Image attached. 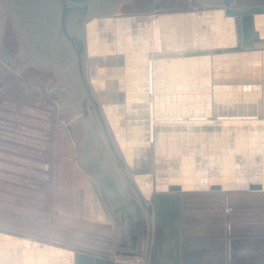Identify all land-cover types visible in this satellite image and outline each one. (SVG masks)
<instances>
[{
  "label": "rangeland",
  "instance_id": "rangeland-1",
  "mask_svg": "<svg viewBox=\"0 0 264 264\" xmlns=\"http://www.w3.org/2000/svg\"><path fill=\"white\" fill-rule=\"evenodd\" d=\"M220 3V0H215V2L206 0H121L116 5L113 14L92 16L86 21L84 32L87 45L86 71L92 84V79L97 75V67L90 64L91 57L88 55V46L90 44V26L97 20L103 22V26L98 28L99 34L106 31L100 39H97V42L104 45L106 49L103 52L100 51L101 54L95 57L101 58L102 62H109L113 57H121L124 62L127 55L141 50L146 52L153 62L154 71H159L161 74L159 77L164 84V92H157L158 95H161L162 101L158 103V107L155 106L152 124L148 122L150 114L147 112L149 109L147 105L155 102L157 94L147 90V67L127 69L121 61L117 63L122 67L124 73L122 74L124 77L119 76L122 79L121 87L109 89L103 97L100 96V90L94 88L103 110L107 106H127L130 99L139 105L147 106L143 107L145 114L141 116L129 117L126 113L127 109H125L123 113L113 114L116 118L114 123L110 124L107 119L119 149L122 148V137L125 147L128 149H145L147 151V154L141 156L139 163L145 162L143 164H148L149 168L137 170L135 164L129 165L133 174H151L154 180L166 181L177 173L178 170L175 167L179 169L181 166L180 162L175 160L171 163V158L180 156L182 159L184 154L190 156L198 154L214 158L213 164L216 165L214 168L211 167L213 172L211 177L217 180L220 178L222 162L229 160L233 162V166L237 170L238 160L242 161V158H245L246 168H241V166L239 168L241 169L240 177L246 182H253V180L250 181V178L256 174L252 171H259L260 162H257L255 158L252 162L251 157L264 159V77L261 76L260 79L259 94L236 93L225 96L221 90L215 88L218 85H215L213 79V61L222 62L228 59L229 68H235L242 75L246 66L239 59L240 56L264 53V49L223 55L213 54L214 50L229 48L233 41L236 46L238 42L235 18L227 16L225 8ZM157 4L159 8L156 7ZM231 4L234 8L264 6V0H231ZM0 8L3 11L9 10L2 3H0ZM3 11H0V27L3 26L5 46L7 47L4 56L9 54L14 59L10 61L17 65L22 61L21 58L34 52L36 47L35 44L31 48L28 46V41L24 38L22 31L23 42L21 41L15 21L11 16L13 12L11 14ZM218 12H222L223 16V25L221 24L220 27L213 21L215 13ZM208 13L211 14L209 15L210 20L205 19L202 22L197 20ZM192 15L197 18L195 35L198 45L196 46L191 44L190 39L193 33L190 20ZM181 16L189 19L183 20L180 18ZM256 16H253L255 24L253 28L261 36L260 30L256 27ZM260 16H264V14ZM132 17L136 18L138 24L143 28L149 27L152 30L156 24L162 28H160L161 33L159 34L161 40L159 48L154 43L150 30L135 29L127 35V37L131 35L130 38L124 40L128 47H126L127 50L118 51L115 46L116 26L114 21ZM231 18L233 19L232 23L229 22ZM109 21L113 26L108 28ZM183 25L186 26V30L183 29ZM188 28L191 29L188 30ZM198 38L199 40L204 39L206 42L199 41ZM208 38L215 39L216 44H208ZM187 43L190 48L186 46ZM24 44L30 48L29 51L24 52ZM256 46L264 48V37L261 36V42ZM20 52L22 54H18ZM193 59L195 60L191 61ZM45 61H42L43 63L31 61L17 72L11 69L13 79L0 93V234L29 240L31 243L29 249L33 250L36 248L35 243L68 250L73 253L74 264L75 253L78 249H94V253L97 255L112 254V258L124 259L120 258L121 256L117 255V252L122 251V248L129 244L127 240L123 239L122 241L118 235L117 227L120 225V219L118 214H112L114 207L108 190L84 169L85 163L83 162L86 157L81 152L76 136L81 132L88 134L89 129L81 120L82 114L77 104L70 100L74 94L72 86L76 85L77 81L67 83L65 75L60 69L62 64L60 63L58 67L59 62L55 64L51 60ZM186 61H189L190 64ZM232 61L239 63L234 64ZM53 65L56 69L53 68ZM222 67V64H218V68ZM69 68L72 70L71 64ZM98 77L95 81L112 79L99 75ZM206 79L209 80L208 91L203 88V82ZM185 86L188 92L182 90ZM207 97L210 101L209 109H206L205 106ZM90 111L96 124L93 126V130L96 127L102 136L92 107H90ZM232 117L244 118L223 119ZM122 119L124 120L123 132L119 134L117 128L122 126ZM69 127L74 130V134L71 133ZM149 128L152 132L150 141H148ZM104 144H106L105 141ZM120 151L123 152L121 149ZM96 154L99 161L105 160L107 167L111 168L112 165H115L110 151L107 153L100 149ZM122 155L124 157L123 153ZM160 158H163V161ZM132 159L136 160L134 155H132ZM216 159L220 160L216 161ZM217 163L221 164L220 168L216 167ZM91 165L93 168L97 167V162ZM208 166L204 173L206 181L210 176L209 173H206L209 171ZM261 180L257 181L262 182ZM87 181L94 184V190L99 199L105 203L111 217L113 215L111 221H108L109 223L105 222L103 225V222L90 221L88 216L83 213L85 190L87 192V188L83 189V187L87 186ZM122 184L126 196L133 199V192L124 181ZM223 189L227 191L235 189V187ZM206 190L210 189H198L191 192ZM169 192L168 189L155 190L148 199L153 202L158 195ZM135 205L141 211L140 204L137 202ZM143 224L146 239L145 221ZM104 229L107 230L104 231ZM10 250L0 247V264H37L41 262L29 255L28 258L18 250ZM139 253L138 257L126 258V261L134 260V263L143 264L142 250ZM64 261L62 260V263H65ZM62 263L53 261L50 257L43 264Z\"/></svg>",
  "mask_w": 264,
  "mask_h": 264
},
{
  "label": "crops",
  "instance_id": "crops-1",
  "mask_svg": "<svg viewBox=\"0 0 264 264\" xmlns=\"http://www.w3.org/2000/svg\"><path fill=\"white\" fill-rule=\"evenodd\" d=\"M115 26L117 46L118 38L123 39L126 36L124 31L118 33V29L124 27L122 23H116ZM134 26L127 29L128 34L135 29L140 31L148 29L138 23ZM0 33L1 93L13 79L11 69L16 70L7 65V62L13 67L17 65L10 61L14 59L9 54L4 56L7 47L3 26L0 27ZM156 45L158 47V41ZM125 65L127 69L143 67L141 61L135 58L128 59L127 56ZM117 79L122 81L120 78ZM84 135L85 132H81L80 137L85 139ZM92 151L90 148L89 152ZM87 182L89 185L87 183V186L83 187V189L87 188L83 213L90 221L103 222L104 225L105 222L111 221L113 215L111 217L105 203L99 199L94 184ZM124 201L126 208L123 206L120 210L113 208L112 214H118L120 219V225L117 227L118 235L122 241L127 240L129 245L117 252V255L124 259L112 258V254L107 256L115 261L134 263V260L126 261V258H136L140 250L142 252L144 250L143 221L145 219L137 207L133 211L127 208L128 197ZM153 205L154 240L151 264H264V188L169 192L158 195ZM137 212L141 214L136 215ZM90 250L95 252L94 249Z\"/></svg>",
  "mask_w": 264,
  "mask_h": 264
},
{
  "label": "bare ground",
  "instance_id": "bare-ground-1",
  "mask_svg": "<svg viewBox=\"0 0 264 264\" xmlns=\"http://www.w3.org/2000/svg\"><path fill=\"white\" fill-rule=\"evenodd\" d=\"M0 3H2L3 6L8 7L9 10L11 12H13V15L16 17V19H17V21H18V23H19V25H20V27L22 29L21 31L23 32L24 38H26V40L28 41V44H29L28 46L30 48L34 44H40L41 43L40 42L41 39L42 40H48L50 38V35L48 33H46L44 29H46L45 27H50V26L53 25V15H55V12H53V4H50V2L48 0H0ZM222 12L215 13V15H214V20L213 21H214V24L217 25L218 27H220L221 24H222V19H223ZM31 13L34 14V16H35V20H34L35 23L33 24V26L31 24H29V22H31V20H30V16L32 15ZM209 15H211V14L210 13L205 14L204 17H200L199 19H197L193 15L191 16L190 20H191L193 33L191 34L192 37L190 36L191 37L190 39H191V44L193 46L198 45L197 44V37L195 35V32H197L196 31V19L199 22H202L205 19L210 20V18H209L210 16ZM180 18H183V20L184 19L185 20L189 19V18H186L185 16H181ZM109 22H110L109 27L113 26V25H111L112 22L111 21H109ZM229 22L232 23L233 19L231 18ZM114 23L115 24L116 23H122L123 24V26H124V27H122L123 30H121L122 28H119L118 29L119 30L118 33H121V31H124V35L126 36L123 39H122V37H119L118 38V44H117V46L116 45L115 46L118 49V51H121V52L126 51L128 47L125 45L124 40H128V38H130V36H131V35H129V37H127V35H128L127 29L134 28L135 27L134 24L138 23L137 19L133 18V17L132 18H125V19H118V20L114 21ZM255 23H256L257 29L260 30V32H261V36L264 37V16L257 15L255 17ZM171 24H173V23H171ZM183 24H185V23H183ZM29 25H30L32 30H29V29L26 30V28ZM102 26H103V22H100L98 20L94 21L91 24V26H90L91 33H90V38H89V40H90L89 43L90 44L88 46L89 47L88 55H90V57H91L90 58L91 66H96L97 67V69H96V72H97L96 73L97 74L96 77H98V75L100 76L101 74H103L104 78L105 77L106 78H116V80L105 79V80H98V81H95L96 77L92 79L93 80V84H94L93 85L92 81H91L93 89L95 88L96 90H100V92H101L100 96L103 97L106 94V91H108L109 89L114 88V87H119V86L121 87L122 81L117 79V78H120L119 76H121L123 74V69H122V67L117 65V63H120L122 61L121 57L120 58L113 57L111 60H109V62H112V61H114V62H112L109 66H106V67H104V66L100 67V63H102V60H101V58L98 59V57H95V56H98L99 54H101V52H103V50L105 51V49H106L104 45H101V44H99L97 42V39L98 38L100 39L103 36V34L105 33V32H101L99 34L98 32H96L97 28H101ZM185 27L183 25V29ZM160 28L161 27H159L158 24H156V26L152 30L149 29V27H148V30H150L151 34L153 35L154 43L156 44V42L158 41V48L161 46L160 45L161 44V42H160L161 40L159 39V34L161 33L160 32ZM189 29H191V28H188V30ZM185 30H186V28H185ZM185 30H184V32H185ZM162 37H161V39H162ZM34 40H35V43H34ZM183 40H184V38H183ZM198 40H199V38H198ZM203 40H201V41H203ZM204 41L206 42V40H204ZM207 41H208V44H214V45L216 44V40L213 39V38H211V39L208 38ZM186 42H187V40H186ZM28 46H27V44H24V48H23V49H25L24 52H27V51L30 50V48ZM128 46H129V44H128ZM186 46H188V43H187ZM233 46H235L234 45V41L232 42L231 47H233ZM207 47H208V45H207ZM132 50H130V51L132 52ZM114 51H116V50H114ZM158 51H159V49H158ZM58 52L60 53L61 51L59 50ZM18 54H22V53L20 52ZM25 54H27V53H25ZM47 55L49 56V55H52V54H47ZM23 56H24V54H23ZM127 58L128 59H131V58L138 59L143 64V67H141V68L147 67V78L148 79L147 78L146 79H147L148 83L147 82L146 83L148 84V86H147L148 89L147 90L149 92H151V93L155 92L156 94H157V92H160V91L164 92V90H163L164 84H163L162 80L159 77V76H161V74H160L159 71H156V70L154 71L155 67L153 65V62L149 59V57L147 56L146 52L138 50L136 53H133L131 55H127ZM196 59H197V57H196ZM239 59H241L243 62L244 61L245 62L246 61L259 62V60H264V53L261 52V53H255V54H250V55H242V56H240ZM194 60L195 59H193L191 61H194ZM197 60H199V59H197ZM189 61H186V62H188V64H190ZM109 62H107V63H109ZM232 62L234 64L237 63V61H232ZM122 63L125 64V59H124V62L122 61ZM228 63H229L228 59L227 60H223L222 62H220L218 60H214L213 61V67H214L213 68V79H214L215 85H218V86H215V88L218 89V90H221L224 93L225 96H226V94L228 96H230V94H236V93L237 94L243 93V94H246V95L250 94V93L259 94V91L261 90V86H260L259 83L261 82L260 81L261 76L264 77V66H262V68L260 67V72H259L260 77H258V75H257L258 73H256V69H255V67H253L254 65L253 66L250 65L248 67L249 71H250L249 76H245L244 72H242V75L240 74V76H239V75H236L237 71H236L235 68L234 69L229 68ZM172 64H173V62H172ZM180 64H181V62H180ZM192 64H194V63L192 62ZM218 64H222L223 67L222 68H218ZM53 68H54V65H53ZM54 69H56V68H54ZM129 69H130V67H129ZM119 71H122V72L120 73ZM155 72H156V74H155ZM230 75H231V77H230ZM122 77H123V75H122ZM98 78H100V77H98ZM203 85H204L203 86L204 90L208 91L209 90V80L208 79L204 80ZM182 90L188 92L186 86H185V88H182ZM94 92H95V90H94ZM140 93H141V91H140ZM138 95H139V93H138ZM225 96H224V99H225ZM183 98H181V99L184 100ZM191 98H193V97H191ZM130 100H129V103L126 104L127 106H120V107L119 106H107V107H104L105 114H107L106 117H107V119H108L110 124H111V122L114 123V120L116 119L115 115H113V114H116L117 112H122L123 113V112H125V109H127L126 113L128 114L129 117H132V116L133 117L134 116L137 117V116H141V115L145 114V110H143V107L145 105H139V103L138 104L135 103L136 101L132 102ZM193 100H194V98H193ZM206 100L207 101H205L206 102L205 106H206V109H209L210 108V103H209L210 101H208V97H207ZM160 101H162V97H161V95L157 94L155 102L150 103L149 105L146 104L147 106H149V109H147V112H149V114H150V115H148V116H150L149 119H148V122L151 123V124L153 123V112H154V109H156L155 106H157ZM139 102H141V101L139 100ZM147 102H144V103H147ZM147 106H145V108ZM168 108H170V107L168 106ZM182 112H184V111H182ZM194 114H195V112H194ZM158 118H159V115H158ZM243 118H241V117L240 118L239 117H232V118H223V119L224 120L225 119L236 120V119H243ZM121 123H122V126L120 128H117V131H118L119 134H122V132H123V123H124L123 119L121 120ZM149 133H150V136L148 138V141H150L152 139V135H151L152 132H150V128H149ZM121 141H122L121 142L122 148L120 147V149L123 151L122 153L124 154L125 160H126L128 165H132V164H135V165L139 164L140 165V164L145 163V162L139 163L141 156L147 154V151L145 149L130 150L127 147H125V141H124V139L122 137H121ZM132 155L135 156L136 160L132 159ZM251 158H252V162H254V158H255V160H257V157H254V156H252ZM160 160L163 161V158H160ZM174 160L177 161V162H180L181 166H180L179 169H177V167H175V169L178 170V171H176L177 173H175L174 175L170 176L168 179H166V181H162L160 179L154 180V177H152L151 174H140V175L137 174V175H134V179H135L137 185L139 186V188L141 189L142 193L145 195L146 198H149V196L155 190H167V189L169 190L170 186H172V185H180L182 187L183 191H193V190H198V189H207V188H209V186L211 184H214V183L221 184L223 186V188L232 186V187H235V188H238V189L246 188L248 186V183H249V181L246 182V181H244L242 179V177H240L241 176V172H240L241 169L239 167L243 163L245 165L247 164V163L244 162L245 158H243L242 161L238 160V162L236 164L237 170H236V167L233 166V162H231L230 160L226 161L224 163L222 162V168H221V171H220L221 174H220V178H218V180L217 179H213L211 177V175L213 174L211 167L214 168V166L216 165V164H213V161L215 160L214 158L212 159V158L205 157V156H199L198 154L195 155V156L194 155L190 156V155H185L184 154L182 159H181L180 156H175V157L171 158V163ZM218 160H220V159H216V161H218ZM250 160H248V161L250 162ZM260 160H261L260 161V169H259V171H257V170L252 171L256 175H252V177L250 178V181H252V180L253 181H257V180L259 181L260 179H262L261 181L263 182V188H264V159L260 158ZM217 165L218 166H216V167H219V168L221 167L220 163H217ZM207 166L209 167V169H208L209 171H207L206 173H209L210 176L208 175L209 178L206 181L204 179V175H206V174H204V173H205V169H206ZM201 168H203V169H201ZM217 181H219V182H217ZM34 245L36 246V248L34 250L33 249H29L31 247V243H30L29 240L18 239V238L9 236V235L0 234V247L1 248H4L6 250H9V249L18 250V251L24 253V255H27V257H28V255L32 256V257H34L33 259L36 258V261H41V262H38L37 264H43L46 260L48 261V259L50 257H52L53 261H58V262H61V263H62V260H65L64 261L65 263H62V264H74L73 253L68 251V250L57 249L58 247L54 248V247H49V246H46V245L43 246V245L38 244V243H35ZM7 254H9V253H7ZM7 256H9V255H7ZM23 260H24V258H23ZM18 263H20V262H18Z\"/></svg>",
  "mask_w": 264,
  "mask_h": 264
},
{
  "label": "water",
  "instance_id": "water-1",
  "mask_svg": "<svg viewBox=\"0 0 264 264\" xmlns=\"http://www.w3.org/2000/svg\"><path fill=\"white\" fill-rule=\"evenodd\" d=\"M50 4H53V25L50 27H45V32L50 35L48 40H42L39 45L35 44L36 49L34 52L29 54L27 57L23 58L17 66H12L11 63L7 62V65L11 66L16 70L22 69L25 65L29 64L31 61L36 63H42V61L52 60L51 55H53V62L56 64L59 62L62 64L60 67L63 71V75L66 77L67 83H72L71 81H77L76 85H73V96L70 100L77 104L82 114L81 120L87 125L89 133L85 135L86 138L82 139L80 133L77 134V142L81 148V152L84 159L85 165L84 169L88 174L94 176L102 186L108 190V195L113 204V207L117 210L126 208L125 198H129L127 203V208H131L132 211L136 207L135 204L138 202L140 204L141 213L146 222V239L145 248L143 250V264H151L153 240H154V205L150 202L148 198L142 193L141 189L137 185L134 175L129 168L125 158L123 157L115 137L109 127L105 112L97 99L94 89L92 87L91 81L86 71V54L87 45L84 38L85 24L86 21L92 16H108L113 14L115 7L121 0H48ZM215 2V0H206ZM221 5L225 8V13L227 16L235 18L236 21V31H237V45L225 49H217L213 51L215 55L231 54L237 52L245 51H258L264 48H258L256 44L261 42V36L259 32L254 30L253 26L254 20L253 16L264 14V6H249L246 8H234L232 7L231 0H220ZM159 8V5H156ZM1 9V8H0ZM1 12L3 10H0ZM4 13H11V11L5 9ZM12 14V13H11ZM32 14V13H31ZM17 28V32L23 42L21 27L12 14ZM31 24L35 23V16L32 14L30 17ZM32 30L30 25L26 30ZM24 30V29H23ZM25 30V31H26ZM53 30V31H52ZM61 51V54L58 51ZM63 57L61 59L60 57ZM114 62V61H112ZM112 62H102L100 67L109 66ZM237 62L236 64H238ZM71 64L72 70L69 68ZM243 64L246 66L243 72L245 76H249V66L254 65L258 77H260V67L264 66V60L259 62L244 61ZM120 73L122 71H119ZM62 75V74H61ZM236 75L240 76L237 71ZM256 75V74H255ZM100 76L104 77L103 74ZM84 94V95H83ZM56 96H59L55 94ZM92 107L93 112L96 117V122L100 126L102 131V136L95 126V121L90 111ZM71 133L74 134V130L69 127ZM95 131V132H94ZM80 137V138H79ZM104 139V140H103ZM104 141L106 144H104ZM92 148V152L90 151ZM108 148V149H107ZM102 149L113 156L115 165L111 168L105 163V160L99 161L97 154ZM150 154V153H148ZM91 155V156H90ZM91 157V159H90ZM97 158V159H96ZM242 158V157H240ZM244 158V157H243ZM242 158V159H243ZM260 157H257V162H260ZM94 162H97V167H91ZM90 163V164H89ZM241 164V168H246V165ZM137 170L143 168L148 169V164H143L139 166L136 165ZM124 181L130 190L133 192V199L130 196L126 197L125 191L122 189ZM250 190H261L263 189L262 182L253 181L249 182L248 186ZM210 190H222L223 186L219 183H214L209 186ZM180 185H172L169 188L170 192H180L182 191ZM112 194H111V193ZM129 205V206H128ZM137 212L136 215L141 214ZM75 264H135L129 262H119L111 259L107 255H97L94 252L86 249H78L75 253Z\"/></svg>",
  "mask_w": 264,
  "mask_h": 264
},
{
  "label": "flooded vegetation",
  "instance_id": "flooded-vegetation-1",
  "mask_svg": "<svg viewBox=\"0 0 264 264\" xmlns=\"http://www.w3.org/2000/svg\"><path fill=\"white\" fill-rule=\"evenodd\" d=\"M30 17H32V15L30 16ZM53 31V30H52ZM61 53V52H60ZM51 57H52V60L51 61H53V55H51ZM63 57L64 56H62V57H60L61 59H63ZM20 63V62H19Z\"/></svg>",
  "mask_w": 264,
  "mask_h": 264
}]
</instances>
